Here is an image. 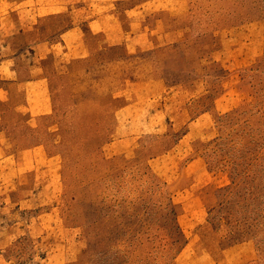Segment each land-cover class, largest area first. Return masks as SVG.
Returning a JSON list of instances; mask_svg holds the SVG:
<instances>
[{"label": "rangeland", "instance_id": "rangeland-1", "mask_svg": "<svg viewBox=\"0 0 264 264\" xmlns=\"http://www.w3.org/2000/svg\"><path fill=\"white\" fill-rule=\"evenodd\" d=\"M155 7L159 30L178 29L172 55L108 51L63 81L52 112L0 131L1 143L19 141L0 144V248L24 255L4 264H32L25 255L51 248L50 239L32 242L29 233L14 244L12 222L41 211L49 218L44 231L63 235V264H264V0H158ZM134 68L161 74L172 90L182 77L201 79L192 82L195 96L159 101L160 128L107 147L108 108L97 100L77 105V93H93L92 85L110 91ZM25 143L35 144L34 177L13 181L5 172L23 166L9 158ZM28 193L40 208L21 207Z\"/></svg>", "mask_w": 264, "mask_h": 264}, {"label": "crops", "instance_id": "crops-1", "mask_svg": "<svg viewBox=\"0 0 264 264\" xmlns=\"http://www.w3.org/2000/svg\"><path fill=\"white\" fill-rule=\"evenodd\" d=\"M125 1L0 0V121L5 123L0 131L8 129L7 126L10 127L18 119L31 123L38 115L52 112L53 96L60 97L66 91L63 81L72 74L88 71L108 51L120 49L123 58L129 59L137 55L141 48L153 51L157 58L164 56L166 51L172 55L177 50L178 29L169 26L159 30L161 19L152 16L158 0H142L131 5L124 4ZM119 60L121 58L107 63ZM184 79L182 77L183 82L172 90L161 74L139 72V68H134L125 72L120 84L110 91L101 93L92 85L89 90L94 89L95 93H77V105L97 100L102 107L108 108L103 145L121 146L162 126V120L158 121L164 112L160 100L170 99L171 95L180 100L195 96L191 85L201 78L188 83ZM94 118L98 120L97 113H94ZM1 142L11 147L19 144L18 140L11 138ZM92 142L90 139L88 144ZM34 145L25 143V147L10 156L9 161H17L23 168L6 171V178L17 181L22 177H34ZM154 160L152 156L149 158L151 163ZM2 185L5 186L4 183ZM48 189L45 186L41 188L46 194ZM33 201L28 193L20 201L21 207L29 211L40 208ZM47 213L41 211L33 220L27 217L22 222H12L13 235L18 238L29 233L33 236L32 242L44 243L48 241L46 238L52 241L46 253L40 254L36 249L32 254L25 255L32 264H63L65 250L59 242V237L63 238V235L59 230L44 231L49 222ZM31 227L43 232L34 235ZM16 242L15 246L19 238ZM21 254L15 253L14 248L10 252L0 248V264L24 257ZM37 255L42 258V263L34 261Z\"/></svg>", "mask_w": 264, "mask_h": 264}]
</instances>
